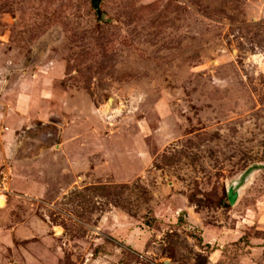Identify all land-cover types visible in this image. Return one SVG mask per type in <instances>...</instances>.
I'll return each instance as SVG.
<instances>
[{"label": "rangeland", "instance_id": "374dc122", "mask_svg": "<svg viewBox=\"0 0 264 264\" xmlns=\"http://www.w3.org/2000/svg\"><path fill=\"white\" fill-rule=\"evenodd\" d=\"M101 10L0 0V264H264V0Z\"/></svg>", "mask_w": 264, "mask_h": 264}, {"label": "water", "instance_id": "95a60500", "mask_svg": "<svg viewBox=\"0 0 264 264\" xmlns=\"http://www.w3.org/2000/svg\"><path fill=\"white\" fill-rule=\"evenodd\" d=\"M103 0H92V7L94 8L99 21L103 22L105 20V15L103 14L101 10V4ZM113 103V100L109 101V106H111ZM255 171H250L235 180H233L228 186H227V195L229 203L232 207H235L243 193V190L245 187L249 184L251 181ZM60 233V232H58Z\"/></svg>", "mask_w": 264, "mask_h": 264}, {"label": "bare ground", "instance_id": "6f19581e", "mask_svg": "<svg viewBox=\"0 0 264 264\" xmlns=\"http://www.w3.org/2000/svg\"><path fill=\"white\" fill-rule=\"evenodd\" d=\"M0 206H1V207H4V206H5V199H4V198H2V199L0 200Z\"/></svg>", "mask_w": 264, "mask_h": 264}]
</instances>
